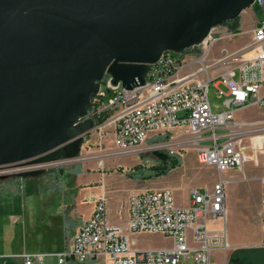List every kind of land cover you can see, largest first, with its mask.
<instances>
[{
  "label": "built area",
  "instance_id": "1",
  "mask_svg": "<svg viewBox=\"0 0 264 264\" xmlns=\"http://www.w3.org/2000/svg\"><path fill=\"white\" fill-rule=\"evenodd\" d=\"M254 6L264 11V0H254ZM250 33L248 44L210 64L206 61L215 41L211 34L186 51L193 54L192 59L164 53L150 66L144 84L129 90L120 84L111 86L108 78L107 88L117 92L106 106L100 86L91 100L88 117L95 119L104 112L110 113L97 129L114 126L116 156L136 157L159 150L173 157L192 149L202 167L213 168L220 174L243 171L249 161L264 154V18L257 21ZM185 67L189 69L186 74L182 71ZM211 82L219 96L224 97L223 112L212 111L208 100ZM220 86L226 91H221ZM251 107L259 109L263 117L236 118L237 111ZM150 134L155 138L153 143H147ZM259 180L260 246L264 247V175ZM127 209L124 225H111L106 198H97L92 216L57 256V264H105L103 257L109 259V264H210L212 249H229L224 227L223 179L209 188H191L186 207H177L168 189H148L131 194ZM211 222L222 226L219 230L211 229ZM138 233L161 234L172 244L168 248L139 251L129 238ZM23 258L24 264L43 263L41 255Z\"/></svg>",
  "mask_w": 264,
  "mask_h": 264
},
{
  "label": "water",
  "instance_id": "2",
  "mask_svg": "<svg viewBox=\"0 0 264 264\" xmlns=\"http://www.w3.org/2000/svg\"><path fill=\"white\" fill-rule=\"evenodd\" d=\"M254 0H0V181L77 162L97 126L91 98L143 85L162 54L185 53ZM151 155L162 164L171 157Z\"/></svg>",
  "mask_w": 264,
  "mask_h": 264
},
{
  "label": "crops",
  "instance_id": "3",
  "mask_svg": "<svg viewBox=\"0 0 264 264\" xmlns=\"http://www.w3.org/2000/svg\"><path fill=\"white\" fill-rule=\"evenodd\" d=\"M244 17H239V32L242 36L232 45L227 39L231 32L224 37V40H216L215 51L235 50L248 44L251 38L252 28L256 25L257 17L252 9H246ZM212 51V59L218 58V53ZM187 73L189 69H183ZM247 109L237 111L236 118L251 120L254 116H247ZM108 130L110 141L114 139V126L105 127ZM96 128L94 132H98ZM155 138L150 134L147 143H153ZM139 155L135 160H139ZM157 160V159H156ZM79 162V161H77ZM73 179L67 185L57 187L62 193L60 198L41 195L36 182L41 181L39 177L31 178H9L0 181V226L3 228L7 220L22 221L21 235L25 244L42 242L45 247L42 250L44 255L42 264H57V256L63 253L66 244L77 233L94 212V201L99 197H105L107 202V220L114 225H124L128 217L127 200L131 194L148 190L147 185L140 184V180L127 177L126 173H109L103 165L96 169H82L80 166L72 167ZM230 172V170H229ZM262 176L259 172L256 177ZM234 181V180H233ZM46 184L48 181H41ZM238 184V185H237ZM237 185V186H236ZM34 188L33 192L26 191L23 198H19V188ZM172 189L173 186H170ZM56 189V187H50ZM191 189V188H190ZM189 189V190H190ZM253 192L252 198L246 195ZM261 184H251L249 180H237L226 185V218L225 230L229 249H212L209 252L210 264H264V247L261 245V226L259 216V203L261 195ZM35 193V194H32ZM189 193V191H188ZM185 200L175 203L177 207L188 206V195ZM17 204V207H16ZM221 223H209L211 229H218ZM5 232L1 233L3 242H0V264H10L7 256L3 254L8 240L12 241ZM11 235V233H10ZM134 245L140 240V236L130 235ZM142 238V236H141ZM163 239H167L163 237ZM169 245L161 243H149L141 246H134L137 250H150L168 248ZM29 256V255H28ZM24 256L18 264H24ZM55 261V262H52ZM103 262L109 264V259L103 257ZM36 264V263H34Z\"/></svg>",
  "mask_w": 264,
  "mask_h": 264
},
{
  "label": "rangeland",
  "instance_id": "4",
  "mask_svg": "<svg viewBox=\"0 0 264 264\" xmlns=\"http://www.w3.org/2000/svg\"><path fill=\"white\" fill-rule=\"evenodd\" d=\"M250 9L253 10L254 15L257 17V20H263L264 11L261 8L253 5L252 7H250ZM241 17H244V13L241 14ZM226 29L227 28L224 26V24L221 26H217L211 34L212 39H215V41H220V39L224 40L226 38L225 36L228 34V31ZM241 33L242 32H239L238 28V32H231V36L227 40L232 45H235L236 41L238 42V39H240V37L242 36ZM215 41L210 46L209 58L206 61L207 64L215 61L211 60L212 51H215V49L213 48ZM235 50H216L215 52L218 53V58L216 60H219L222 57L231 54ZM170 53L176 58L186 59L187 56H189V58L192 59L193 57V54L191 52L175 54L171 51ZM193 68L194 67H191V70ZM185 69H187V67H185ZM216 74L217 73L215 72V74L213 75L216 76ZM108 78V75L104 77L105 80H108ZM218 88L221 91H226L225 87L223 86H220ZM101 91L104 93L102 97V103L107 106L111 95L113 96L117 91L107 88L106 84H101ZM208 100L213 113L223 112L225 110V106L223 105L224 97L219 96L217 90L213 88L212 82L209 85ZM245 113L247 116H254L256 118L263 117V113H261V111L256 107L248 108ZM97 131L98 132L92 131L85 137L84 144L81 148V159L79 160V162L62 163L59 165L56 164L46 168L44 174L39 179L41 181L48 182L46 184H43L41 181H38L35 184L41 195H49L52 197L60 198L62 196V193L59 191V189H57V187L65 186L73 179V175L71 174L73 170L71 169L72 167H75L77 165L82 169L87 168L89 170L96 169L99 165H103L105 171L109 173L118 171L120 173L119 176L121 177L125 173L136 175V178L134 179L140 180V184L147 185L148 189H168L172 191L175 203H177V201L181 202L185 200L190 188H209L219 179H223V181L226 182V185H229L230 182H235L237 180H249L251 184L260 186V180L256 177V175L258 172L261 175H264V154L257 155L254 161H249L246 166H244L245 168L243 171H230L220 174L213 168L205 166L202 167L201 165H199L196 161L194 151L190 149L186 151H180L179 155H176L180 159V165L178 167L170 169V171L164 176L150 177V169L153 166L161 165L159 161H157L151 155V153L147 152L139 154V160L135 161V156H116V148L113 144V141H110L108 130L105 127H102ZM0 172H5V170L0 168ZM170 186H173L174 188L172 189ZM50 187H56V189H50ZM33 189L34 188H28L26 186L25 190L21 186L19 188V198H23L28 191L33 192ZM246 197L249 199L252 198L253 192L246 195ZM21 223L22 221L20 220L12 221L11 219H9L6 221L3 228L0 226L1 233L5 232L6 234H9L8 239L9 237H12V241L10 242V240H8L7 245H5L3 251V254L7 256L6 259L10 264H18L20 260V258H18L19 256L44 255L42 253V250L44 249L45 245L42 242L31 243L28 246L25 244L24 238L20 234L22 228ZM137 235L140 236V240L136 245H134L136 247L141 245L143 246L149 243H161L162 245H169L170 243L168 238L163 239V237L165 236L157 233H138ZM0 242H3V236L2 238H0ZM4 243L5 240L2 245H4ZM185 264H190V262H187Z\"/></svg>",
  "mask_w": 264,
  "mask_h": 264
},
{
  "label": "trees",
  "instance_id": "5",
  "mask_svg": "<svg viewBox=\"0 0 264 264\" xmlns=\"http://www.w3.org/2000/svg\"><path fill=\"white\" fill-rule=\"evenodd\" d=\"M223 24L230 32H232V33H237L238 32L239 19H237V20L235 19V20H232V21H229V22H225ZM105 81L106 80L104 79L102 84H105ZM113 96L111 95V97H113ZM92 99H93V97L91 98V100ZM90 110H92L91 104L87 108V112H90ZM109 116H110V113H107V112L102 113L98 118L94 119V125L98 126V125L102 124ZM159 163L161 165L153 166L150 169V177H159V176L166 175L170 171V169H174V168H176V167H178L180 165V159L177 156H173V157H171V159H170L168 164L163 165L161 162H159ZM126 175H127V177H129L131 179L136 178V175H133V174H126Z\"/></svg>",
  "mask_w": 264,
  "mask_h": 264
},
{
  "label": "flooded vegetation",
  "instance_id": "6",
  "mask_svg": "<svg viewBox=\"0 0 264 264\" xmlns=\"http://www.w3.org/2000/svg\"><path fill=\"white\" fill-rule=\"evenodd\" d=\"M90 118V117H89ZM91 119H93V118H91ZM93 122H94V119H93ZM157 161H159V160H157ZM160 162V161H159ZM164 165V164H163Z\"/></svg>",
  "mask_w": 264,
  "mask_h": 264
}]
</instances>
